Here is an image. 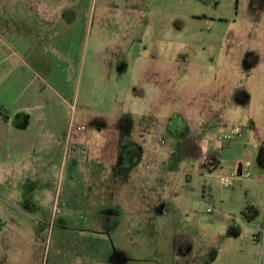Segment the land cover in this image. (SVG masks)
Returning a JSON list of instances; mask_svg holds the SVG:
<instances>
[{
  "label": "rangeland",
  "instance_id": "rangeland-1",
  "mask_svg": "<svg viewBox=\"0 0 264 264\" xmlns=\"http://www.w3.org/2000/svg\"><path fill=\"white\" fill-rule=\"evenodd\" d=\"M23 1L0 0V69L9 54L3 21L19 17L6 5ZM218 1L59 0L75 5L73 16L60 12L66 15L62 19L74 18L73 29L41 44V55L57 63L53 72L39 71L44 89L52 86L66 97L54 112L69 123L125 116L132 120L122 124L129 137L140 133L128 141L133 151L123 169L89 171L81 164L72 169L70 159L58 175L46 168L0 171V264H63L70 249L98 264L101 246L115 237L111 229L120 222L121 240L129 227L139 240L129 254L149 258L145 264L166 263V212L175 216L178 228L182 215L191 228L198 220L209 226L208 216L218 215L217 226L254 233L256 264H264V107L254 106L264 88V60L247 53L255 45L249 39L222 41L214 25ZM243 4L223 0L220 13L251 21V8L248 4L243 11ZM22 44L15 49L27 50ZM61 53L74 63L73 71L65 68ZM24 75L33 77L25 69L1 70L0 81L17 82ZM22 92L19 82L9 92L0 90V96L13 102ZM210 118L228 130L227 136L234 126L242 129L223 148L215 169L204 167L193 155L194 143L187 148V136H176L171 127L177 119L204 123ZM161 130L165 145L155 153V134ZM128 163L132 168L126 170ZM231 173L250 177L227 188L221 177ZM243 210L254 220L226 219ZM114 211L154 217L132 223L101 218Z\"/></svg>",
  "mask_w": 264,
  "mask_h": 264
},
{
  "label": "crops",
  "instance_id": "crops-1",
  "mask_svg": "<svg viewBox=\"0 0 264 264\" xmlns=\"http://www.w3.org/2000/svg\"><path fill=\"white\" fill-rule=\"evenodd\" d=\"M30 1L24 0L18 4L6 5L11 14L19 15V17L3 21V29L8 36L9 54L8 60L3 63L5 66L0 69V72L1 70L25 69L33 77L29 78L24 75L17 82L15 79L11 82L6 78L0 81V90L3 92H9L14 84L19 82L23 90L20 97L13 102L5 100L4 95L0 96V108H2V114H0V171L11 169L12 166L28 171L46 168L58 175V172L68 165L70 159L72 169L80 164L83 168L85 167L84 170L89 171H102L101 168H104L103 170L123 169L129 160L128 155H131L133 151V148H128V141L136 139L140 133V131H132L133 133L129 137L131 132L125 131L124 127L126 126L122 124L132 120L125 116L121 118L104 116L92 120L83 117L77 123L71 121L69 123L54 112L57 104H66L65 95L60 94L58 89L52 86L43 88V82L46 80L41 77L39 71L45 68L47 71L53 72L57 60L44 58L40 52L41 44L54 43L63 37V33L67 34L72 31L74 18L62 19L66 15H61L60 12H69L75 5L59 2V0ZM222 1H218L217 16L214 20L217 33L221 35L222 41L235 43L237 40L249 39L255 45L247 53H251L253 58L264 60V0H243L242 10H246L248 4L251 8L249 11L252 15L251 21L239 20L221 14L220 4ZM239 1L241 2V0ZM74 11H71V16L75 15ZM20 42H24L22 46L27 47V50L15 49V47H19ZM26 43H29V46ZM56 55L59 59L60 54ZM61 58L66 64L65 68L73 71L74 63L69 64L68 59L62 53ZM261 72L260 75H262ZM72 97L75 100L79 99L78 96L71 94ZM259 98V104L256 102L254 106L263 108L264 88ZM46 108L47 112H43ZM175 121L171 125L175 135L178 137L187 136V148L189 149L191 143H194L195 149L192 152L199 161V145L205 133L194 137L186 129L187 119ZM204 123L207 130H215L219 127L215 125L212 118ZM75 128L77 131L74 132ZM79 128L84 129L79 130ZM126 133L128 136L125 135ZM101 138L104 141L101 142ZM215 143L218 145L217 147H214ZM230 145V142L214 141L211 143L210 153L217 155L220 164H222V150L229 148ZM123 154L127 155V158L122 162L119 157ZM97 166L101 168L95 170ZM126 166V170L132 168V164ZM102 215L101 218L105 216L115 219L127 218L130 219L128 223L154 217V215H140L138 212L126 213L123 216L115 211L102 213ZM165 217L166 233H163L162 244L165 246L166 243V263L162 260L150 259L156 264H173L176 259L177 264H256L258 246L256 241L251 242L250 236L254 233L249 230V233L245 235L242 229L217 226L220 220L218 215L216 217L208 216L211 223L209 226H207L208 223L204 225L202 220H198L199 226L196 228H191V223L183 215L179 216V220H182L181 228L177 227L175 216L166 212ZM226 219H238L243 223L254 220V218L250 219L244 210L238 215H229ZM121 224L122 222L112 227L111 234L115 237L101 246V260L98 264H145L149 258L140 254H129V251L132 248L136 249L139 243L137 238H133L135 229L129 227L128 230L127 228L124 235L128 237L121 240L123 228ZM160 231L163 230H159L158 234ZM104 234L111 236L110 233ZM174 235L178 236L177 239L173 238ZM111 243L115 253L111 251ZM66 256L67 259L63 264H94V261L87 255H81L76 250L70 249ZM55 264L58 263L55 262Z\"/></svg>",
  "mask_w": 264,
  "mask_h": 264
},
{
  "label": "built area",
  "instance_id": "built-area-1",
  "mask_svg": "<svg viewBox=\"0 0 264 264\" xmlns=\"http://www.w3.org/2000/svg\"><path fill=\"white\" fill-rule=\"evenodd\" d=\"M84 128H79V130H83ZM186 129L194 134L195 136L199 135L200 133H205L204 138L202 139L199 145V162L203 165H207L211 162V153L210 147L212 142H219V143H229L231 141V137L238 136L242 134V129L238 126H234L231 128V137L227 136L226 133L228 130L224 128H217L215 130H207L205 123L199 121H186ZM165 138L166 134L164 130L157 131L154 138V152L158 153L161 152L163 146L165 145ZM250 174H237L231 173L226 176L221 177V182L224 184L225 187L231 188L234 183L239 180L240 178H249Z\"/></svg>",
  "mask_w": 264,
  "mask_h": 264
},
{
  "label": "trees",
  "instance_id": "trees-1",
  "mask_svg": "<svg viewBox=\"0 0 264 264\" xmlns=\"http://www.w3.org/2000/svg\"><path fill=\"white\" fill-rule=\"evenodd\" d=\"M0 114H2V110H0ZM221 164L218 160L217 155H212L211 156V162H209L207 165H204V167H208L210 169H215L219 167Z\"/></svg>",
  "mask_w": 264,
  "mask_h": 264
}]
</instances>
